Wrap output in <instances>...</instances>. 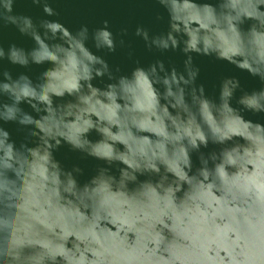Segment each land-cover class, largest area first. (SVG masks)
Returning a JSON list of instances; mask_svg holds the SVG:
<instances>
[{
  "label": "water",
  "instance_id": "1",
  "mask_svg": "<svg viewBox=\"0 0 264 264\" xmlns=\"http://www.w3.org/2000/svg\"><path fill=\"white\" fill-rule=\"evenodd\" d=\"M262 83L264 0H0V264H264Z\"/></svg>",
  "mask_w": 264,
  "mask_h": 264
},
{
  "label": "clouds",
  "instance_id": "2",
  "mask_svg": "<svg viewBox=\"0 0 264 264\" xmlns=\"http://www.w3.org/2000/svg\"><path fill=\"white\" fill-rule=\"evenodd\" d=\"M104 23L106 25L107 21H105ZM136 34L137 35L141 34L140 28H137ZM146 46L150 49L152 48V45L148 44L147 42H146ZM109 50L114 52L116 50L115 45L110 44ZM158 50L167 51L169 49L165 47V48H160ZM171 50L175 51L176 49L173 48ZM199 73H200L199 67L193 64L191 66V68L186 72V74L189 77V83L186 86L187 88H197L198 87L200 89H204L203 84H197V78L199 76ZM262 85H264V83H262ZM261 88H264V86H262ZM240 108H241V115H243V113L246 111H252V112H256V113H264V109L253 111L252 109L248 108L245 105H240ZM223 142H224V138H213V135H210L208 137L200 136L198 138H192L189 141H186V143L189 146V152L191 153V157H192V154L195 153V154H197L198 160L200 159L201 156L211 153L213 151V149H217L220 145L223 144ZM210 145L214 146L212 148V150L205 151L206 149H209ZM82 147H83L82 145L75 144V145H73V150L74 151H81ZM102 160H104L106 162V165H108L109 167L111 165L117 163V161L115 159H111V158L110 159H102ZM229 163H235V161L229 159ZM187 164L189 167L193 166L192 158L187 159ZM221 179L226 180V176L223 173H221Z\"/></svg>",
  "mask_w": 264,
  "mask_h": 264
}]
</instances>
